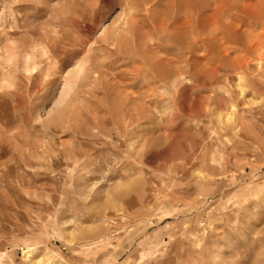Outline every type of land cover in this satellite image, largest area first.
Segmentation results:
<instances>
[{"label": "rangeland", "instance_id": "obj_1", "mask_svg": "<svg viewBox=\"0 0 264 264\" xmlns=\"http://www.w3.org/2000/svg\"><path fill=\"white\" fill-rule=\"evenodd\" d=\"M219 1L196 4L239 34L213 30L215 54L169 40L168 0H0V264H264V120L213 116L224 99L264 114V36L256 93L240 47L264 21L239 12L264 0Z\"/></svg>", "mask_w": 264, "mask_h": 264}, {"label": "bare ground", "instance_id": "obj_2", "mask_svg": "<svg viewBox=\"0 0 264 264\" xmlns=\"http://www.w3.org/2000/svg\"><path fill=\"white\" fill-rule=\"evenodd\" d=\"M198 1H200V0H168V2H169L168 5L170 7H172V9L173 8L175 10L179 9L181 14H182V16H181V19L179 20V22H177L176 25L170 27L167 35H169V40L174 41L175 43H177V45L184 52H187L188 45H187L186 39L188 38L187 35L189 33V30H191L193 33H195L194 34L195 37L204 46V48H206L208 51H211V52H214L215 54H218V52L220 53V49L219 48H215L214 45H215L216 40L219 38V36L218 37H213V38L209 37L211 35L210 33L213 32V30H215V29L218 30L220 35H226L227 37H230V41L232 40L234 42L238 39V37H239L238 35L239 34H236L235 32H232V30H230L228 28L227 24H223L222 25V24H220V22H217L216 25H213L215 20H213L212 18L213 17L216 18V15L213 14L214 12L211 13L210 15L209 14L206 15L203 18L195 19L197 13L199 12V6L196 5L198 3ZM219 2L222 3V4H225L227 1L226 0H222V1H219ZM188 5H190V8H189ZM189 12L191 13L190 14L191 15V20L190 21H188L186 19V16H187V14ZM239 12H241L242 14H244V16L248 17L249 19H251L253 21H255V20L256 21H264V3H262V4L260 3V4L242 5V6L239 7ZM246 20H248V19H246ZM173 21H174V19L171 16L168 17L167 20H166L165 27L167 26V24H169L170 22H173ZM258 25H260V24H258ZM258 28H259V26H258ZM120 29H122V28H120ZM119 31L120 30H118V31L116 30L114 33L110 32V34L108 35L103 30H99L97 32L99 34V36L96 39V41L99 42V43L101 42V43H103L104 45H107V46L110 45V48L115 53H118L119 50H120V47L122 46V42H124L122 40L123 34H120ZM121 32H123V31H121ZM131 33H133V31ZM131 33H129V34H131ZM263 36H264V32L263 31H259V32L255 33V34L251 35L250 42L248 44L239 42V43H241L240 47H242V49L245 50L244 52L247 53V56H248L247 60L250 63H252V65H253V66L250 67V70L246 71V73L243 72L245 67H246L245 61H242V60L238 61V60H234V59H229L228 60V65H230L231 69L236 74L235 78H240V76L243 73L246 76V81L248 82V92H247V94L256 93V92L262 90V88H263V87L260 88V86H258L257 83L255 82V79H254V74L255 73L254 74L251 73L252 70L254 69L255 64H257L261 60V58H260L261 56H260V54L258 52V49H261L263 47L261 45V40H262ZM134 38L136 39V37H134ZM105 39H107V40L105 41ZM135 42H137V41L135 40ZM221 43H222V41H221ZM236 49H238V47ZM263 52H264V50H263ZM260 53H262V52H260ZM247 56H246V58H247ZM219 58H220V55H219ZM220 60H221V58H220ZM85 61L86 60H85L84 57L75 59V60L71 61L69 69H67L66 71H63V75H61L59 77V79H58L59 87L62 88L63 93L67 89H69L70 85H72V83L75 80L80 78L81 75L85 76V71H87L86 67H85V65H86ZM183 61H185V60H182V62ZM83 63H85V65L82 66ZM173 72L174 71L172 70V68L171 69L170 68L169 69H165V65L162 64L156 70L155 74L159 75L158 76L159 79L167 80V79H169V78H171L173 76ZM94 75L93 76L91 75V76L94 78ZM245 76H244V78H245ZM83 78H85V77H83ZM88 79H89V76H88ZM258 81H260V80H258ZM61 97H62V95L60 94L59 98H61ZM247 97H249V96L247 95ZM250 104H252V103H250ZM262 105L263 104L259 105L260 109H261V107H263ZM255 110H256V112L252 111V110H250L248 108H246L245 110H234L233 104L229 101V99H224V101L221 103V108H220V111L222 113H219L218 111H216L213 116H214L215 119L220 118V120L223 122V124H226L227 122H229L228 125H227V129H228L229 132H234L236 130V128H239V126H242V125L237 123V122H233L231 120L232 119L231 117L233 115L232 113H235L236 116H238L239 118H246L247 120H252V121L256 122L257 124L258 123L260 124L264 120V114H259L258 113L260 111L259 108L255 109ZM255 115H257V116L255 118H253ZM121 116H123L122 113L118 115L117 120L121 119L120 118ZM127 117H129V116H127ZM237 118L235 119L236 121H237ZM259 124H258V126H260ZM242 129H244V128H242ZM246 134L248 135V133H246Z\"/></svg>", "mask_w": 264, "mask_h": 264}]
</instances>
